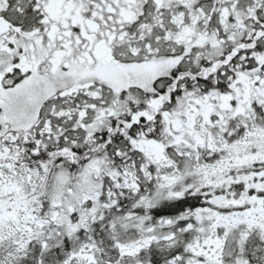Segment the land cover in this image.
Here are the masks:
<instances>
[{
	"label": "snow or ice",
	"instance_id": "snow-or-ice-1",
	"mask_svg": "<svg viewBox=\"0 0 264 264\" xmlns=\"http://www.w3.org/2000/svg\"><path fill=\"white\" fill-rule=\"evenodd\" d=\"M0 264H264V0H0Z\"/></svg>",
	"mask_w": 264,
	"mask_h": 264
}]
</instances>
